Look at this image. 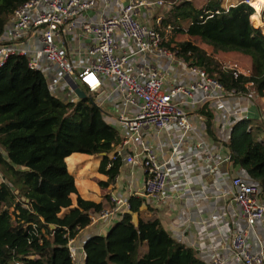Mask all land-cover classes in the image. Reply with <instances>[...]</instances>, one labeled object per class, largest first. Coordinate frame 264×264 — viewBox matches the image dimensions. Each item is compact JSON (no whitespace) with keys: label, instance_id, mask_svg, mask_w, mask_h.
Wrapping results in <instances>:
<instances>
[{"label":"trees","instance_id":"trees-1","mask_svg":"<svg viewBox=\"0 0 264 264\" xmlns=\"http://www.w3.org/2000/svg\"><path fill=\"white\" fill-rule=\"evenodd\" d=\"M27 0H0V37L13 11ZM170 11L154 28L198 38L165 37L162 46L189 66L205 70L225 91L264 96V31L250 20L254 10L246 3L225 9L223 0H168ZM218 52H237L250 58L247 75H234L217 60ZM247 97V96H246ZM208 134L211 114L205 111ZM119 131L109 124L92 99L62 101L53 95L40 71L32 70L23 56H10L0 67V264H73L69 239L91 221L105 204L70 195L77 193L65 157L74 152L104 153L98 172L114 183L122 157L114 151ZM231 165L242 168L245 179L257 183L264 196V123L239 118L222 141ZM109 196H105L107 201ZM130 211L105 236L93 235L83 244L84 264H206L194 250L177 242L155 215L142 216L144 199L132 196ZM113 204H108L112 207ZM133 214H137L133 223Z\"/></svg>","mask_w":264,"mask_h":264},{"label":"crops","instance_id":"crops-1","mask_svg":"<svg viewBox=\"0 0 264 264\" xmlns=\"http://www.w3.org/2000/svg\"><path fill=\"white\" fill-rule=\"evenodd\" d=\"M125 1L127 0H97L95 8L87 10L78 17L73 32L63 35L60 39L57 38L58 49L65 53L71 61L86 65L85 55L87 49L94 43V39L92 34L82 28V25L85 22L98 20L101 14L117 15ZM164 2V5L160 6L156 4L140 6L137 9L136 17L147 25L158 24L171 9L170 2L168 0H164ZM198 4L200 5V1ZM222 6L224 5L222 4ZM174 34L175 31L168 26L163 36L172 38ZM184 36V39H197L185 34ZM115 41L118 53L126 52L130 55L129 64L138 66L147 63L157 67L165 76L164 89L166 91L174 86L198 80V76L188 69L189 65L181 57L134 54L136 46L120 33L115 35ZM203 48L209 51L205 46ZM219 54L222 55L221 58H236L242 64L238 65L239 70L244 75L249 73L251 61L248 56L237 52H218L215 56L219 58ZM58 73L57 67L52 68L49 81L54 82V85L52 88L49 87L50 92L64 102L78 101L79 97L73 90L76 85L80 86L76 74L63 75L60 80L56 81ZM204 94L202 89L196 88L190 99L183 95L173 97L177 101L184 100L182 106L194 128V133L187 134L182 144V158L189 166L178 178L170 180L168 198L165 201L156 203L149 197L141 196L140 191L146 172L139 160L136 164H130L123 160L114 183L106 188H101L99 183L107 179L104 174L98 172L102 156L79 152L71 153L65 157L66 169L73 176L77 190V193L71 194L70 198L72 206L76 204L77 197H80L94 203L103 202L105 204L103 210H105L113 207H108V204H114L111 199L113 196L119 198H126L130 195L142 197L144 199L140 208L142 216H157L162 227L171 237L185 247L194 250L201 261L213 264V259L218 256L222 258V264H241L234 259L232 254L231 233L246 228V221L232 199L230 178L236 175L244 178L245 172L242 168L230 164L222 141L227 139L232 124L239 118L245 117L252 122L260 120L264 123V96L253 95L249 98L232 95L216 99L213 96L205 97ZM217 94L218 90H213L211 95ZM89 99L100 103L104 119L119 131L121 142L114 147V151H120L123 158L132 153L133 148H137V144L135 148L131 142L125 143L124 136L127 135V132L124 129V121L120 120L119 116L123 115L126 119L132 118L137 112V108L124 104L120 99V94L114 89L112 78L103 77L101 88ZM203 106H206L204 110L209 111L212 116L211 131L217 140L208 134L206 116L202 113ZM140 133L143 141L151 145L159 158L166 160L170 157L172 141L166 139L163 132L142 130ZM202 140L207 144L211 158L206 156L208 153L206 150L200 151L199 156L196 157L189 153V148ZM0 153L5 157L2 149H0ZM182 176L189 177L192 181L191 184L183 183ZM106 195L109 196L107 201L104 199ZM137 218V214H133V223H136ZM119 219H121L120 216L111 221L95 220L79 231L74 237L79 264H84V241L93 235L105 236L113 223ZM246 244L253 253L264 250L263 222L255 223L254 229L246 238Z\"/></svg>","mask_w":264,"mask_h":264},{"label":"built area","instance_id":"built-area-1","mask_svg":"<svg viewBox=\"0 0 264 264\" xmlns=\"http://www.w3.org/2000/svg\"><path fill=\"white\" fill-rule=\"evenodd\" d=\"M97 0H27L19 5L10 16L5 32L0 37V67L12 55L23 56L30 69L40 71L46 79L48 88L54 82L49 81L52 68H58L56 81L63 75L76 74L80 87L92 96L102 86L103 77L114 80V89L120 94V99L126 106H135L137 112L132 118L123 115L119 119L124 121L125 143L137 144L133 152L122 157L130 164L141 163L146 175L144 177L141 196L149 197L156 203L168 198V184L171 179L178 178L188 168L182 158V144L187 134L194 133V128L182 104L184 100H174L175 95L191 98L196 88L202 89L205 97L221 99L225 96L238 95L234 90L225 91L221 84L210 77L205 70L189 66L188 69L198 76L192 83L174 86L170 90L164 89L165 76L151 64L134 66L129 64L130 55L117 52L115 35L120 33L135 46L134 54L145 56L148 54L172 57L174 54L162 46L163 34L138 20L137 9L148 4L164 5V0H127L118 14L107 16L101 14L93 22H85L82 28L92 34L94 43L87 49L86 65L77 64L58 49L57 38L73 32L78 17L89 9L95 8ZM239 3H246L253 7L252 0H224L225 9ZM233 71L234 75L243 74L236 63L224 66ZM218 90L217 95H211ZM251 98V92L246 94ZM100 105V103H96ZM142 130L163 132L166 139L172 141V154L166 160L158 157L157 153L143 141ZM164 145V143H162ZM191 156H199L200 151H207V144L202 140L189 148ZM208 158L212 156L208 152ZM183 183L191 184L189 177L182 176ZM3 181L0 175V182ZM232 199L240 209L246 221V228L231 233V250L233 257L241 264H264V250L252 252L246 244L248 234L254 229L255 223H264V196L257 183L247 181L241 176L230 178ZM135 195L119 198L113 196V207L91 214L95 220L111 221L112 219L130 211L129 199ZM67 247L73 264H79L74 238L67 242ZM84 251V249H83ZM85 261V252H84ZM213 264H222V258L215 257Z\"/></svg>","mask_w":264,"mask_h":264},{"label":"rangeland","instance_id":"rangeland-1","mask_svg":"<svg viewBox=\"0 0 264 264\" xmlns=\"http://www.w3.org/2000/svg\"><path fill=\"white\" fill-rule=\"evenodd\" d=\"M176 1H178V0H176ZM193 1H195V2H198V1H200V3H204L206 0H193ZM252 4H254V0H252ZM253 13H255V12H253ZM250 20H251V18H250ZM259 22L260 23H258L257 24V27L258 28H261L262 29V24L264 23V11L263 10H260L259 11ZM251 23H252V20H251ZM255 26V25H254ZM263 30V29H262ZM264 31V30H263ZM165 33V32H164ZM164 33H163V35H164ZM170 34V33H169ZM168 37V36H167ZM172 38H176L175 40L176 41H183V40H185L184 38H185V36H184V34L183 33H181V32H175V34L172 36ZM196 44H198V45H200V46H205L207 49H209V51H211L210 49L211 48H209V47H207L206 45H204V44H202L200 41H199V39L197 38V39H194L193 40ZM216 55V54H215ZM216 57V56H215ZM222 57V55H220L219 54V58L218 57H216L217 58V60L218 61H220L221 62V64L223 65V66H226V65H228V64H232V63H236V64H238V65H242L241 64V62H239L236 58H234V59H230V58H221ZM249 57V56H248ZM247 57V58H248ZM249 59V58H248Z\"/></svg>","mask_w":264,"mask_h":264},{"label":"bare ground","instance_id":"bare-ground-1","mask_svg":"<svg viewBox=\"0 0 264 264\" xmlns=\"http://www.w3.org/2000/svg\"><path fill=\"white\" fill-rule=\"evenodd\" d=\"M254 9L256 10L255 13H253L250 18L252 20V24L257 26L259 22V11H264V0H254L253 4ZM262 29L264 30V23L262 24Z\"/></svg>","mask_w":264,"mask_h":264},{"label":"water","instance_id":"water-1","mask_svg":"<svg viewBox=\"0 0 264 264\" xmlns=\"http://www.w3.org/2000/svg\"><path fill=\"white\" fill-rule=\"evenodd\" d=\"M75 94L77 97H79V99H84V98H91V96H88L85 94V92L83 91V89L79 86V85H76L74 88H73ZM102 157L104 156V153H101L100 154Z\"/></svg>","mask_w":264,"mask_h":264}]
</instances>
